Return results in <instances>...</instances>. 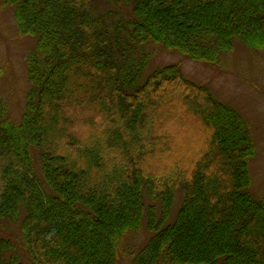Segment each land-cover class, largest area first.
Here are the masks:
<instances>
[{
	"label": "trees",
	"instance_id": "obj_1",
	"mask_svg": "<svg viewBox=\"0 0 264 264\" xmlns=\"http://www.w3.org/2000/svg\"><path fill=\"white\" fill-rule=\"evenodd\" d=\"M114 1L132 15L94 0H0L32 43L19 121L0 97V219L19 227L13 240L0 233V264H264L248 121L178 64L145 77L141 49L206 63L238 44L264 52V0ZM170 105L208 136L178 140L179 118H161Z\"/></svg>",
	"mask_w": 264,
	"mask_h": 264
},
{
	"label": "rangeland",
	"instance_id": "obj_2",
	"mask_svg": "<svg viewBox=\"0 0 264 264\" xmlns=\"http://www.w3.org/2000/svg\"><path fill=\"white\" fill-rule=\"evenodd\" d=\"M94 3L95 10L99 13L116 17L132 15L131 5L125 2L94 0ZM31 49V41L16 32L12 8L0 6V97L8 105V115L14 121H19L25 108V98L30 86L27 60ZM141 49L147 55L145 77L154 69L178 64L186 77L206 85L215 97L231 104L245 117L258 146V154L251 162L252 192L257 197L264 198V52L250 50L238 44L235 50L224 54L218 63H206L152 42L143 44ZM67 109L70 110L69 107ZM161 118L162 121L179 118L181 129L177 135L178 140L194 131H200L201 140L208 136L206 129L199 121L192 119L190 113L178 112L173 105L161 111ZM34 155L37 159V153ZM180 198L181 193H176L174 205L179 204ZM0 223V233L7 239L13 240L19 235L16 222L0 219ZM128 237L131 239V249L136 251L146 241L147 231L142 227L136 233H129ZM22 257L29 262L28 257ZM118 262L127 264L123 257Z\"/></svg>",
	"mask_w": 264,
	"mask_h": 264
}]
</instances>
